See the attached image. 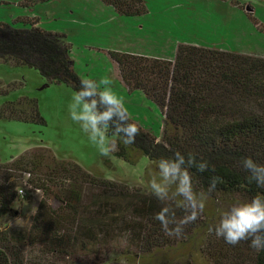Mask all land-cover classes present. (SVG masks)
Here are the masks:
<instances>
[{
  "label": "trees",
  "instance_id": "obj_1",
  "mask_svg": "<svg viewBox=\"0 0 264 264\" xmlns=\"http://www.w3.org/2000/svg\"><path fill=\"white\" fill-rule=\"evenodd\" d=\"M99 1L120 15L147 13L143 0ZM36 20L0 22V62L37 69L45 86L78 88L83 78L65 35L39 28ZM18 21L26 26H14ZM108 53L120 83L128 91L140 90L164 117L159 140L136 124L134 143L123 145L114 137L112 154L129 164L145 156L154 170L156 160L175 151L186 160L191 154L206 161L203 172L189 168L194 191L207 201L204 211L180 235H166L154 219L165 203L149 191L94 176L48 149L28 148L0 162V219L11 211L24 175L41 197L26 226L0 227V264H109L118 256L128 264H264V250L251 248L248 240L231 246L208 231L221 210L264 195V187L248 178L243 160L264 164V55L191 43H179L171 59ZM0 119L45 124L37 100L26 95L1 102ZM112 121L106 133L111 137ZM213 177L218 181L208 191ZM167 204L176 220L187 214Z\"/></svg>",
  "mask_w": 264,
  "mask_h": 264
},
{
  "label": "rangeland",
  "instance_id": "obj_2",
  "mask_svg": "<svg viewBox=\"0 0 264 264\" xmlns=\"http://www.w3.org/2000/svg\"><path fill=\"white\" fill-rule=\"evenodd\" d=\"M32 1L0 0V22L8 24L16 17L35 15L39 28L63 33L78 75L83 79L110 78L116 93L123 97L130 119L149 130L156 140L161 138L164 125L161 109L140 90L128 91L121 85L109 57V51L127 48L124 39L129 44L142 38L146 42H158L160 46L144 44L143 48L167 56H173L179 44L177 39L183 42L186 38L201 46L264 55V0H143L147 13L118 19L109 14L108 6L97 0ZM13 24L18 28L26 26L19 21ZM12 82L16 85L7 88ZM45 83L35 68L0 62V90L8 89V93L0 95V103L22 95L33 97L45 120V124H36L0 119V162L28 148L42 147L61 160L77 163L94 176L148 192L147 180L155 171L148 158L140 156L135 164H129L112 151L101 155L68 116L67 105L73 90L64 84L45 86ZM26 179L24 175L22 185L26 194L12 202L11 211L0 219V227L27 225L41 193L24 184ZM51 204L57 205L53 200ZM227 206L223 205L222 209ZM119 249L124 246L120 245ZM109 264L128 263L118 256Z\"/></svg>",
  "mask_w": 264,
  "mask_h": 264
},
{
  "label": "clouds",
  "instance_id": "obj_3",
  "mask_svg": "<svg viewBox=\"0 0 264 264\" xmlns=\"http://www.w3.org/2000/svg\"><path fill=\"white\" fill-rule=\"evenodd\" d=\"M85 97L90 99L84 100ZM67 111L70 120L79 126L89 144L101 155L106 156L115 149V140L106 135L113 116L116 120L112 121L114 127L111 135L123 145L134 143L138 132L136 123L130 122L123 97L116 93L112 80L107 76L99 80L81 79L79 87L72 91ZM243 160L244 167L250 170V181L255 180L258 187H264V164L258 165L248 157ZM192 165L200 172L208 167L206 161H198L191 154L186 160L184 155L175 151L172 156L155 161V171L150 173L147 180V189L152 196L161 202L171 201L175 208L187 213L176 220L174 211L167 203L155 213L154 219L160 222L166 235H180L183 226L195 221L198 214L204 211V194L198 195L194 191L189 174ZM217 181L218 178H212L208 191L215 188ZM208 231L228 245L236 246L248 240L251 248L258 252L264 250V195L257 193L250 200L237 202L226 211L221 210Z\"/></svg>",
  "mask_w": 264,
  "mask_h": 264
},
{
  "label": "crops",
  "instance_id": "obj_4",
  "mask_svg": "<svg viewBox=\"0 0 264 264\" xmlns=\"http://www.w3.org/2000/svg\"><path fill=\"white\" fill-rule=\"evenodd\" d=\"M35 1H37V2H40V3H42V2H45L46 0H35ZM97 1H99V0H97ZM29 2L31 3V2H33L32 0H29ZM99 2H101V1H99ZM102 3V2H101ZM103 5H105L104 3H102ZM105 6H108L109 8H110V11H109V14L112 16V17H114V18H120L119 16H124V15H120V14H118V13H116L115 11H114V9L111 7V6H109V5H105ZM26 17H29V18H36L37 19V16H35V15H30V16H26ZM131 17V16H130ZM135 17V16H134ZM37 22H38V20H36ZM37 22H36V26H37ZM140 27H142V26H140ZM53 32H55V31H53ZM59 33V32H58ZM66 37V36H65ZM142 38V37H141ZM120 39H123V35L121 34V37H120ZM142 40H143V38H142ZM139 40L138 42H136V43H131V44H129V43H127L128 42V40H123L125 43L123 44V45H125L127 48L125 49V50H123V49H120V50H123V52H129V53H133V54H142V55H147V56H152V57H158V58H165V59H171V57H173L172 55L171 56H167V55H165V54H163L161 51H159V52H149V50H146V49H144L143 48V46H144V44H147V45H150V46H160V43H152V42H146L145 40ZM180 40H176V43L178 44V43H191V44H196V45H200V44H198L197 42H195V41H193V40H190L189 38H186L185 40H182L183 42H179ZM176 44V45H177ZM174 55V54H173ZM116 76H117V74H116ZM118 78V77H117ZM120 82V81H119ZM121 85H123L122 83H120ZM124 86V85H123ZM125 87V86H124ZM126 88V87H125ZM143 94V93H142Z\"/></svg>",
  "mask_w": 264,
  "mask_h": 264
},
{
  "label": "built area",
  "instance_id": "obj_5",
  "mask_svg": "<svg viewBox=\"0 0 264 264\" xmlns=\"http://www.w3.org/2000/svg\"><path fill=\"white\" fill-rule=\"evenodd\" d=\"M26 183H27V182L24 181V184H26ZM16 191H17V196H18V197H19V196H23V195L26 194V189H25V186H24V185H20V186H18L17 189H16Z\"/></svg>",
  "mask_w": 264,
  "mask_h": 264
}]
</instances>
